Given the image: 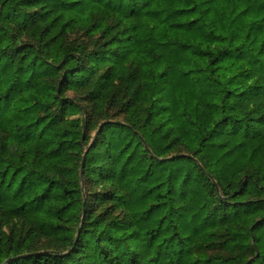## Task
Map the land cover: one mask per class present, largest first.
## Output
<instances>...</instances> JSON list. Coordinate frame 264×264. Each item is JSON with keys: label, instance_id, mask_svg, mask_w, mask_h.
<instances>
[{"label": "trees", "instance_id": "obj_1", "mask_svg": "<svg viewBox=\"0 0 264 264\" xmlns=\"http://www.w3.org/2000/svg\"><path fill=\"white\" fill-rule=\"evenodd\" d=\"M0 264H264V0H0Z\"/></svg>", "mask_w": 264, "mask_h": 264}, {"label": "water", "instance_id": "obj_2", "mask_svg": "<svg viewBox=\"0 0 264 264\" xmlns=\"http://www.w3.org/2000/svg\"><path fill=\"white\" fill-rule=\"evenodd\" d=\"M86 156V154L84 155V157Z\"/></svg>", "mask_w": 264, "mask_h": 264}, {"label": "rangeland", "instance_id": "obj_3", "mask_svg": "<svg viewBox=\"0 0 264 264\" xmlns=\"http://www.w3.org/2000/svg\"><path fill=\"white\" fill-rule=\"evenodd\" d=\"M94 137H95V134H94Z\"/></svg>", "mask_w": 264, "mask_h": 264}]
</instances>
